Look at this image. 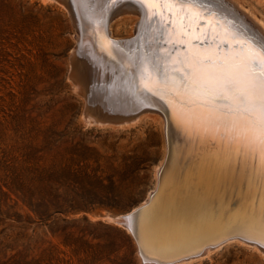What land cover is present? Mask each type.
<instances>
[{
  "label": "bare ground",
  "instance_id": "obj_1",
  "mask_svg": "<svg viewBox=\"0 0 264 264\" xmlns=\"http://www.w3.org/2000/svg\"><path fill=\"white\" fill-rule=\"evenodd\" d=\"M49 1L67 9L77 54L98 70L116 102L108 118L86 119L121 123L144 110L161 116L165 155L157 187L121 222L140 262L182 264L229 240L264 253L261 24L243 9L253 28L221 0ZM112 6L140 16L123 42L104 29ZM79 83L74 88L84 98Z\"/></svg>",
  "mask_w": 264,
  "mask_h": 264
},
{
  "label": "rangeland",
  "instance_id": "obj_2",
  "mask_svg": "<svg viewBox=\"0 0 264 264\" xmlns=\"http://www.w3.org/2000/svg\"><path fill=\"white\" fill-rule=\"evenodd\" d=\"M221 1L264 28V0ZM114 9L107 30L123 42L140 16ZM71 21L56 1L0 0V264H144L114 218L157 187L163 122L146 110L121 123L95 121L116 102L77 54ZM258 249L229 240L182 264H264Z\"/></svg>",
  "mask_w": 264,
  "mask_h": 264
},
{
  "label": "water",
  "instance_id": "obj_3",
  "mask_svg": "<svg viewBox=\"0 0 264 264\" xmlns=\"http://www.w3.org/2000/svg\"><path fill=\"white\" fill-rule=\"evenodd\" d=\"M125 2L127 1H130L131 2V0H124ZM115 7H117V6H112V7H110L109 9H108V13H107V15H106V18H105V21H104V29L106 30V27H107V22H108V15H109V12L112 10V9H114ZM135 34V33H134ZM133 34V35H134ZM76 52H78V50L76 49ZM152 108H154L155 110H159L157 107H152ZM114 220L116 221V222H118V223H120L121 224V222L123 221V215H120V216H118L117 218H114ZM235 234H237V236H239V235H241V234H239V233H235ZM240 237V236H239ZM245 240V242H248V243H253V241H250V240H246V239H244ZM143 262V261H142ZM169 262H171V261H169ZM144 264H147L146 263V261L145 262H143Z\"/></svg>",
  "mask_w": 264,
  "mask_h": 264
}]
</instances>
